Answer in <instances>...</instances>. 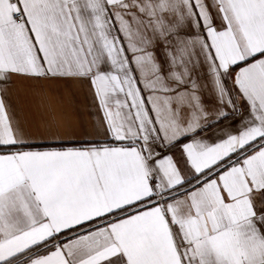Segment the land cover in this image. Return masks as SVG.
<instances>
[{
  "label": "snow or ice",
  "instance_id": "obj_1",
  "mask_svg": "<svg viewBox=\"0 0 264 264\" xmlns=\"http://www.w3.org/2000/svg\"><path fill=\"white\" fill-rule=\"evenodd\" d=\"M0 264H264V0H0Z\"/></svg>",
  "mask_w": 264,
  "mask_h": 264
},
{
  "label": "crops",
  "instance_id": "obj_2",
  "mask_svg": "<svg viewBox=\"0 0 264 264\" xmlns=\"http://www.w3.org/2000/svg\"><path fill=\"white\" fill-rule=\"evenodd\" d=\"M52 94L49 93L51 98ZM53 103L56 101L53 99ZM18 114L29 122L30 126L40 124L46 115L43 105L46 103L41 96L34 94L27 84L22 85L12 99ZM63 109L68 119L76 128L77 134L81 131L95 134L93 127L95 107L91 96L86 89H75L71 96L63 98Z\"/></svg>",
  "mask_w": 264,
  "mask_h": 264
}]
</instances>
